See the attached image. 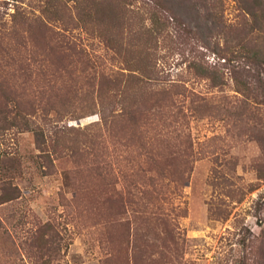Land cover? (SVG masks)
I'll use <instances>...</instances> for the list:
<instances>
[{
    "label": "rangeland",
    "instance_id": "1",
    "mask_svg": "<svg viewBox=\"0 0 264 264\" xmlns=\"http://www.w3.org/2000/svg\"><path fill=\"white\" fill-rule=\"evenodd\" d=\"M109 1L0 0V264H264V104L235 115L232 73L264 13L191 0L146 43L153 2Z\"/></svg>",
    "mask_w": 264,
    "mask_h": 264
},
{
    "label": "trees",
    "instance_id": "2",
    "mask_svg": "<svg viewBox=\"0 0 264 264\" xmlns=\"http://www.w3.org/2000/svg\"><path fill=\"white\" fill-rule=\"evenodd\" d=\"M123 1V0H119ZM256 1V4H258V6L260 5L261 8L259 10H262L260 12V14L258 13L257 9H252L251 7V3H249L247 0L245 1L244 4V9L247 11V13L249 14V16L251 17V23H250V32L256 30H260L263 28V25L261 23V19H262V15L264 13V9H262L263 6V1L262 0H254V2ZM151 2H153L154 7H151V26L148 28H145V26L143 25V22L140 24V29L136 32L135 38L140 42L141 39H145L146 43L152 42V40H154L156 37L162 35L163 31L165 30L166 26H167V22L168 23H172L169 22V19L167 18V16H161L160 14H164L165 12H169L171 19L172 20H176L177 17L180 16V10L185 13H192L194 15H200L199 9L196 7L195 4L191 3V0H151ZM117 3V2H116ZM107 6H109V8H112L115 12V8L116 6L114 5V2H112L111 0L108 2ZM119 6V4H118ZM112 11V10H111ZM208 11L207 14H204V21L206 20V18H208ZM165 15V14H164ZM213 14H209V18L212 16ZM169 16V17H170ZM199 17V16H198ZM197 17V18H198ZM163 18V19H162ZM196 18V19H197ZM208 18V19H209ZM207 19V20H208ZM216 21V20H215ZM205 31L206 33H202L204 38H208L209 36L212 35H216L218 36L219 33H223V27L219 28V23L214 22L212 26H208L205 25ZM144 27V28H143ZM214 32H216L217 34H215ZM228 43V42H227ZM226 45L223 47V52L225 50V52H228L231 48L230 45L227 46ZM236 49V53L237 56H239L240 58H246L248 60L251 61L252 67L249 68L250 70H248L247 68H245V66L240 67L239 64H234L232 73H233V79L235 80L236 84H238V93L242 96V98L238 99L239 101V107L235 110L234 114L237 116H244L246 113V110H249L251 107V104L253 103H258V104H264V78L261 77L260 74H264V50L262 48L261 45H259L258 42H249V41H244V37H242L241 39L239 38V36H237V41L235 43V45L233 46ZM144 52V58H143V62L141 61V63L139 62V69L141 72V79L144 82H152L154 81V73H155V64H153L149 57H150V52L147 50V46H144L143 49ZM150 53V54H149ZM233 54V52L231 53ZM222 58L225 59L227 56L225 54L222 53ZM227 60L232 61L233 59L230 60V58H227ZM258 65L259 68H262L261 70L256 69L254 70L255 73H249L250 71L253 70V68H256L255 65ZM194 65H196V63H194ZM198 65V64H197ZM199 68V75L207 78L208 80H210L211 84L213 86H220L222 87V85L225 83L224 79L222 78L221 75H219L213 68L209 69L207 67H203L201 65L197 66ZM252 69V70H251ZM243 72H245L247 75V79H238V76H240ZM250 75V76H249ZM157 80L155 79V82ZM263 88L261 93V98L260 101H256L258 99V92L256 94V90L257 88ZM179 89V88H177ZM169 88H164V90H162L161 93H167L169 92ZM172 91V90H171ZM210 100H204V103L202 104V106L200 108H198L197 110L200 111H209V112H214L217 109L218 106H214L211 105V102H209ZM219 112V111H218ZM228 112V111H226ZM259 174L261 177H264V166L263 169H261L259 171Z\"/></svg>",
    "mask_w": 264,
    "mask_h": 264
}]
</instances>
